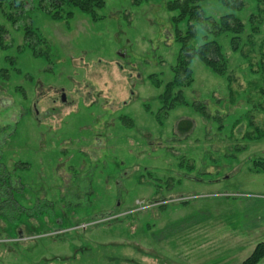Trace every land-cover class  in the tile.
<instances>
[{"label":"rangeland","instance_id":"374dc122","mask_svg":"<svg viewBox=\"0 0 264 264\" xmlns=\"http://www.w3.org/2000/svg\"><path fill=\"white\" fill-rule=\"evenodd\" d=\"M105 1L96 21H55L39 0L17 18L0 5V264H186L160 240L175 220L224 200L264 202V4L203 2L246 34L238 52L232 33L220 39L226 76L192 61L186 96L203 117L188 107L158 120L150 77L168 83L178 61L174 0ZM184 120L194 128L181 134Z\"/></svg>","mask_w":264,"mask_h":264},{"label":"trees","instance_id":"16d2710c","mask_svg":"<svg viewBox=\"0 0 264 264\" xmlns=\"http://www.w3.org/2000/svg\"><path fill=\"white\" fill-rule=\"evenodd\" d=\"M7 1L0 0V5L9 3V7L15 9V11L12 9L15 14L9 18H17L16 15L21 16L23 14V8L26 6L27 0ZM140 1L142 0H137V2ZM219 1L223 6L232 8L237 12H240L245 7L243 0ZM203 2L205 0H174L167 4V10L175 14L172 22L177 28L175 41L180 45V53L177 64L172 68V79L168 83L164 84L156 76L150 77L154 87L161 90L159 95L161 108L158 114H155L158 120H161L162 113L168 115L174 109L188 107L199 112L203 117L205 115L204 106L190 102L186 96V91L191 89L195 83L192 61L198 58L212 74L218 77H224L228 72L230 60L223 50L220 42L221 37L225 34L232 33L234 35L231 40L232 47L234 51L238 52L239 45L242 41L241 37L246 34V25L238 16L228 14L220 18L209 17L202 9ZM256 2L264 4V0H256ZM105 6V0H39L37 9L55 21H69L74 18L76 13L89 16L96 21L99 19L97 12ZM184 22L187 25V29L183 33L178 29V26ZM1 28L0 26V30ZM31 34L33 35V32L27 30L25 39L28 40ZM145 107L147 112L152 113L148 106ZM177 128L181 134H186L193 130L194 125L191 120H184L178 124ZM189 204V201L182 202L184 207ZM114 216L115 214H111L109 217ZM109 217L102 216L96 222L105 223L104 221L109 220ZM83 225L86 224L79 225L77 228ZM66 230H69V228H62L56 231L62 232ZM21 237L26 239L34 236L29 233L28 235L23 234ZM263 259L264 244H259L244 264H259Z\"/></svg>","mask_w":264,"mask_h":264},{"label":"crops","instance_id":"0c3cea01","mask_svg":"<svg viewBox=\"0 0 264 264\" xmlns=\"http://www.w3.org/2000/svg\"><path fill=\"white\" fill-rule=\"evenodd\" d=\"M174 223L160 240L169 238L186 264H244L264 244V202L224 200L215 208L198 207L187 221Z\"/></svg>","mask_w":264,"mask_h":264},{"label":"flooded vegetation","instance_id":"af4514ba","mask_svg":"<svg viewBox=\"0 0 264 264\" xmlns=\"http://www.w3.org/2000/svg\"><path fill=\"white\" fill-rule=\"evenodd\" d=\"M60 100H61L62 102H64L63 100H65V95H61ZM34 110H35L36 114H39L38 109H37L36 106H34Z\"/></svg>","mask_w":264,"mask_h":264}]
</instances>
